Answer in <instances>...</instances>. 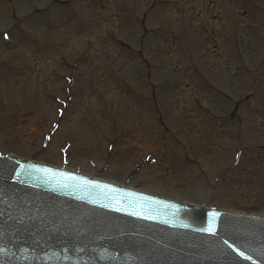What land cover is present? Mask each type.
<instances>
[{"label": "rangeland", "instance_id": "374dc122", "mask_svg": "<svg viewBox=\"0 0 264 264\" xmlns=\"http://www.w3.org/2000/svg\"><path fill=\"white\" fill-rule=\"evenodd\" d=\"M0 152L264 216V0H0Z\"/></svg>", "mask_w": 264, "mask_h": 264}, {"label": "water", "instance_id": "95a60500", "mask_svg": "<svg viewBox=\"0 0 264 264\" xmlns=\"http://www.w3.org/2000/svg\"><path fill=\"white\" fill-rule=\"evenodd\" d=\"M0 264H264V217L0 154Z\"/></svg>", "mask_w": 264, "mask_h": 264}]
</instances>
